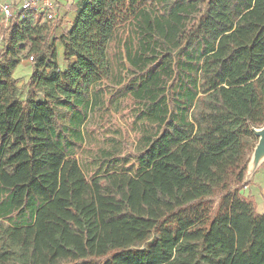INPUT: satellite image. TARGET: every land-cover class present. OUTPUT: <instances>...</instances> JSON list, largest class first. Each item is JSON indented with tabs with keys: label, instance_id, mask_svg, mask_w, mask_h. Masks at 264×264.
Segmentation results:
<instances>
[{
	"label": "trees",
	"instance_id": "16d2710c",
	"mask_svg": "<svg viewBox=\"0 0 264 264\" xmlns=\"http://www.w3.org/2000/svg\"><path fill=\"white\" fill-rule=\"evenodd\" d=\"M50 31L28 11L0 24V264H264V212L243 193L264 0H81ZM94 112L141 121V148L83 166Z\"/></svg>",
	"mask_w": 264,
	"mask_h": 264
},
{
	"label": "rangeland",
	"instance_id": "374dc122",
	"mask_svg": "<svg viewBox=\"0 0 264 264\" xmlns=\"http://www.w3.org/2000/svg\"><path fill=\"white\" fill-rule=\"evenodd\" d=\"M53 29V27H51ZM53 35V33H49ZM53 38V36H52ZM58 43V42H57ZM57 47V44H56ZM58 61L60 70H64L67 67V63L64 60V45L59 42L58 44ZM35 55V54H34ZM22 61L14 71V77L19 81V96L20 98H26L28 83L32 75V65L34 61L29 60V55H24ZM141 121L133 124V118L128 114H110L106 115L102 112H94L91 114L88 123L85 126L87 141L85 149L81 155V164L94 166L92 158L95 156V151L101 147H116L119 155L122 157L127 155L128 149H132L134 152L141 148ZM262 164L261 166H263ZM260 168V167H259ZM256 178L262 175V172H257ZM255 178V179H256ZM246 194V189L243 191ZM262 203L263 200H260Z\"/></svg>",
	"mask_w": 264,
	"mask_h": 264
},
{
	"label": "crops",
	"instance_id": "0c3cea01",
	"mask_svg": "<svg viewBox=\"0 0 264 264\" xmlns=\"http://www.w3.org/2000/svg\"><path fill=\"white\" fill-rule=\"evenodd\" d=\"M14 1H18V0H14ZM54 2L57 5V16L55 21L50 23L46 20H42V22H48L50 24V27H53V29H51L50 31L51 33H53L52 36L59 37L67 33L72 28L78 16L81 0H54ZM1 23H3V21L0 16V24ZM58 44L59 42L57 43V50H58ZM257 172H262V175H260L259 178H256V174H258ZM257 172L249 181L250 184L246 185L244 189H246L245 195H248L250 193L255 197L258 203V211L260 213H263L264 212V167L260 166ZM260 200H263V202L261 203Z\"/></svg>",
	"mask_w": 264,
	"mask_h": 264
},
{
	"label": "built area",
	"instance_id": "2783aa9c",
	"mask_svg": "<svg viewBox=\"0 0 264 264\" xmlns=\"http://www.w3.org/2000/svg\"><path fill=\"white\" fill-rule=\"evenodd\" d=\"M34 12L41 16L42 20L50 23L55 21L57 16V5L54 0H0V16L5 25L22 12ZM34 61V55L29 56Z\"/></svg>",
	"mask_w": 264,
	"mask_h": 264
},
{
	"label": "water",
	"instance_id": "95a60500",
	"mask_svg": "<svg viewBox=\"0 0 264 264\" xmlns=\"http://www.w3.org/2000/svg\"><path fill=\"white\" fill-rule=\"evenodd\" d=\"M255 136L257 137V142L252 151L248 169L245 176V183L249 182L251 178L255 175L259 167L264 163V125L260 127L252 128Z\"/></svg>",
	"mask_w": 264,
	"mask_h": 264
}]
</instances>
